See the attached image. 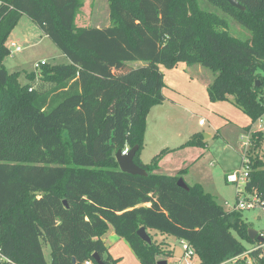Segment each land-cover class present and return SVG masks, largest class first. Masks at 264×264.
<instances>
[{
  "label": "trees",
  "instance_id": "trees-1",
  "mask_svg": "<svg viewBox=\"0 0 264 264\" xmlns=\"http://www.w3.org/2000/svg\"><path fill=\"white\" fill-rule=\"evenodd\" d=\"M204 1L225 15L200 0H109L111 26L99 30L77 24L81 0H0V264H85L95 253L118 264L103 241L110 227L142 264L172 256L149 230L187 242L201 264H228L249 252L244 242L254 247L251 263L230 264H264V244L249 238L239 211L198 184L180 188V176L153 173L168 150L141 160L147 118L165 101L161 66L199 65L214 76L212 103L231 102L252 123L264 115V0H236L244 11ZM23 16L71 61L30 76L47 89L21 85L4 66ZM228 18L251 37H234ZM130 62L144 65L116 73ZM251 141L245 190L264 209V133ZM187 144L205 146L200 134ZM126 147H138L134 162L147 177L120 170L115 156Z\"/></svg>",
  "mask_w": 264,
  "mask_h": 264
},
{
  "label": "rangeland",
  "instance_id": "rangeland-1",
  "mask_svg": "<svg viewBox=\"0 0 264 264\" xmlns=\"http://www.w3.org/2000/svg\"><path fill=\"white\" fill-rule=\"evenodd\" d=\"M81 1L83 7L77 16L79 26L86 25L99 30L111 26L109 0ZM200 5L204 10L215 12L221 16L225 15L204 0H200ZM228 20L230 22V33L234 37L240 40H247L251 37V33L247 29L231 18H228ZM12 44L21 47L22 51L12 54V51H14ZM7 47L10 52L4 60V66L9 73L21 74L19 79L21 85L29 84L36 86V88L43 87L47 89L48 86L44 85L38 78L35 81H30L31 75L39 74L43 70V68H37V65L45 62L51 67L70 64L71 62L27 16H23L12 31L7 41ZM143 65L142 62H130L127 63V68L116 73L127 72L131 68H138ZM184 65L182 64L181 67L183 68ZM161 69L167 70L163 66H161ZM205 71L206 75L208 73L214 79L209 70L205 69ZM182 88L189 90V94L182 93L184 96L179 100L184 102V105L181 108L167 106L163 110H157L159 106H156L149 114L141 159L150 165L164 149L168 150L160 156L157 166L153 170L154 174L180 176L187 185L194 186L198 184L224 210L234 211L238 200L247 198L248 194L245 190V183H242L240 190L236 184H230L227 181V175L242 168L243 157L246 153L245 145L249 140V133L246 128H251L253 126L252 122L249 123L248 116L231 102H224V104H220L221 107L213 108L215 110V113H213L209 107L211 101L205 98L204 95H195L194 89L189 86L187 88L177 87L176 89L181 90ZM167 92L168 94L171 93L170 91ZM172 95L175 96L173 93ZM225 114H228V116ZM200 122H203L204 126H201ZM257 128V125H254L251 129L257 130ZM195 134L203 136L205 146L187 144ZM167 146H169V149L166 148ZM239 191L242 194L238 198ZM239 212L249 229L264 237V209L259 206L255 209H245ZM148 233L155 241L159 243L166 242L167 247L172 251V256L166 260H164V257H160V261H167L168 264H178L183 259V245L187 242L173 236H163L154 230H149ZM103 239L107 243L109 254L120 256L118 264H142L128 242L120 238L112 227ZM243 244L248 251H252L254 248L253 245L247 242ZM43 250L46 260L50 262V246L44 245ZM194 254L192 264H201L195 251ZM247 260L249 263L252 261L248 257ZM2 262L5 264L4 259Z\"/></svg>",
  "mask_w": 264,
  "mask_h": 264
},
{
  "label": "crops",
  "instance_id": "crops-1",
  "mask_svg": "<svg viewBox=\"0 0 264 264\" xmlns=\"http://www.w3.org/2000/svg\"><path fill=\"white\" fill-rule=\"evenodd\" d=\"M182 64H180L177 68L172 69V70H162L160 67L161 72L164 75V84L165 87L163 89V95L165 97V101L163 104L159 105L157 107V110H163L167 106H170L172 108H181L182 105H184V102L179 100L184 96L183 94H189V90H184L183 88L181 90L176 89L177 87H186L189 86L190 88L192 87L195 91V95H204L205 98H207L209 101V94H208V86L209 84L213 81V77H211L208 73L207 75L205 74V69L201 66H187L186 64L181 67ZM196 67V68H195ZM195 68V69H193ZM167 91H170L171 93L168 94ZM175 94V96L172 95ZM183 93V94H182ZM194 97V96H193ZM169 104V105H167ZM209 107L210 110L215 113V110L213 108H218L219 106L221 107L224 104V102H219V103H211L209 102ZM232 106V105H230ZM233 108V107H232ZM228 116V114H225ZM249 123H251V119L248 117ZM204 126V125H201ZM209 138V136H207ZM146 140V138H145ZM166 148L169 149V146ZM143 164H147L143 159H141ZM105 242V240L103 239ZM106 243V242H105ZM107 245V243H106ZM111 252V250H110ZM112 253V252H111ZM112 255V254H111ZM112 258L115 260L120 259V256H113ZM185 264V263H182Z\"/></svg>",
  "mask_w": 264,
  "mask_h": 264
},
{
  "label": "built area",
  "instance_id": "built-area-1",
  "mask_svg": "<svg viewBox=\"0 0 264 264\" xmlns=\"http://www.w3.org/2000/svg\"><path fill=\"white\" fill-rule=\"evenodd\" d=\"M12 46L14 47V51H12V54H15V53L22 51L21 47H17L15 44H12ZM45 65H46L45 62H41L39 65H37V68H42ZM203 124H204L203 122H200V125H203ZM252 125L253 126L257 125L258 128H257V130H252L251 128L253 126H251V128L248 132L249 133V135H248L249 140L245 145L246 153L243 157L242 168L235 171L232 174L227 175V181L230 184H236L238 189H240V190H241V186L243 185L242 183H245V185H246V183L249 179V162H250L249 151H250V148L252 146L251 138L256 133H264V115H262L255 122H253ZM130 150L131 149L129 147H126L124 149V151H122L121 153L123 156H126ZM240 194H242L241 191H239L238 198L240 197ZM259 206L263 208L262 204L260 203L259 198L257 196L248 195L247 198L238 200V204L236 205L235 209L239 210V211H242L245 209L251 210V209H255L256 207H259ZM183 250H184V257L178 264H182V263L192 264V261H193L194 256H195L193 248L188 243H186L183 245ZM250 253H251V251L247 252L245 255H243L241 257L232 259V260L228 261L227 263L228 264L235 263L239 258H241V259H247V257L250 258L249 257ZM3 259L5 262H7V260L5 258H2V261H3ZM8 263H11V262H8ZM85 264H94V262L92 260H88L85 262Z\"/></svg>",
  "mask_w": 264,
  "mask_h": 264
},
{
  "label": "water",
  "instance_id": "water-1",
  "mask_svg": "<svg viewBox=\"0 0 264 264\" xmlns=\"http://www.w3.org/2000/svg\"><path fill=\"white\" fill-rule=\"evenodd\" d=\"M225 2H227L231 7H234L236 9H239L241 11H244L245 9L242 8L240 6V4L236 1V0H224ZM138 152V147L132 148L129 153L126 156H123L121 151H119L115 158L116 161L119 165V168L122 172L127 173L129 175H133V176H142V177H147L148 173L142 169L141 167L137 166L134 162V159L136 157V154ZM178 186L184 190H186L187 192L190 191V187L187 185V183L184 181V179L180 178L178 180ZM64 205L66 208L69 207L67 201H64ZM137 235L139 236V238L147 243V244H152V240L150 238V236L147 234L146 229L145 228H141L138 232ZM248 236L252 241H258L259 243L264 244V237L259 235V233L249 229L248 230ZM93 261L96 264H105L103 262V260L101 259L100 255L95 253L93 255ZM75 262V259H74ZM158 264H168L167 261H160L158 262Z\"/></svg>",
  "mask_w": 264,
  "mask_h": 264
}]
</instances>
